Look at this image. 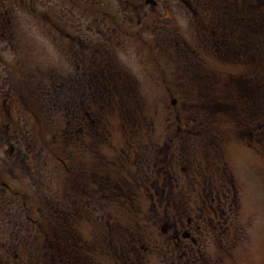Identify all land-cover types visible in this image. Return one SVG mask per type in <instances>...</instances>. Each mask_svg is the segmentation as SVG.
I'll return each instance as SVG.
<instances>
[{
  "label": "flooded vegetation",
  "instance_id": "flooded-vegetation-1",
  "mask_svg": "<svg viewBox=\"0 0 264 264\" xmlns=\"http://www.w3.org/2000/svg\"><path fill=\"white\" fill-rule=\"evenodd\" d=\"M263 69L264 0H0V264H224Z\"/></svg>",
  "mask_w": 264,
  "mask_h": 264
},
{
  "label": "rangeland",
  "instance_id": "rangeland-1",
  "mask_svg": "<svg viewBox=\"0 0 264 264\" xmlns=\"http://www.w3.org/2000/svg\"><path fill=\"white\" fill-rule=\"evenodd\" d=\"M238 69L233 66V72ZM244 156L249 167L244 168L248 180L241 185L243 234L224 264H264V149L262 158L247 153Z\"/></svg>",
  "mask_w": 264,
  "mask_h": 264
}]
</instances>
